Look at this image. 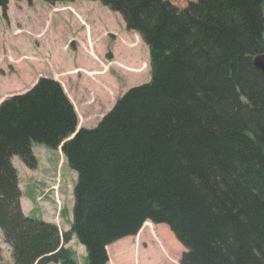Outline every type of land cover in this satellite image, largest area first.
I'll list each match as a JSON object with an SVG mask.
<instances>
[{
    "label": "trees",
    "instance_id": "16d2710c",
    "mask_svg": "<svg viewBox=\"0 0 264 264\" xmlns=\"http://www.w3.org/2000/svg\"><path fill=\"white\" fill-rule=\"evenodd\" d=\"M92 1L141 36L152 79L95 128L78 129L52 77L1 102L0 229L15 264H78L65 247L73 235L89 264H109L110 245L161 223L186 248L181 264H264V73L253 62L264 52V0ZM64 141L78 179L62 233L24 213L13 158L35 169V144Z\"/></svg>",
    "mask_w": 264,
    "mask_h": 264
},
{
    "label": "rangeland",
    "instance_id": "374dc122",
    "mask_svg": "<svg viewBox=\"0 0 264 264\" xmlns=\"http://www.w3.org/2000/svg\"><path fill=\"white\" fill-rule=\"evenodd\" d=\"M170 1L185 8L195 0ZM41 77L62 84L79 126L95 128L129 89L151 81L149 47L119 12L100 1L9 0L7 10L0 8V102L25 93ZM33 151L35 169L15 156L22 209L27 216L57 224L62 233L70 231L78 174L61 147L35 144ZM142 229L108 247L109 264H181L186 248L167 224ZM65 247L78 264H89L86 247L75 235ZM0 264H15L1 229Z\"/></svg>",
    "mask_w": 264,
    "mask_h": 264
},
{
    "label": "water",
    "instance_id": "95a60500",
    "mask_svg": "<svg viewBox=\"0 0 264 264\" xmlns=\"http://www.w3.org/2000/svg\"><path fill=\"white\" fill-rule=\"evenodd\" d=\"M254 65L256 66L257 69H259L262 73H264V52L257 54L254 59H253ZM76 133H74L69 139H72L75 137ZM68 139V140H69ZM65 141L62 143V146L64 145Z\"/></svg>",
    "mask_w": 264,
    "mask_h": 264
},
{
    "label": "crops",
    "instance_id": "0c3cea01",
    "mask_svg": "<svg viewBox=\"0 0 264 264\" xmlns=\"http://www.w3.org/2000/svg\"><path fill=\"white\" fill-rule=\"evenodd\" d=\"M65 90V89H64ZM68 95V94H67ZM69 98H70V96H69ZM72 101V100H71ZM0 104H1V102H0ZM83 127V126H82ZM79 128H81V126H79L78 127V129ZM13 163H14V166L16 165V160H15V157L13 158ZM16 167V166H15ZM17 168V167H16ZM127 239V238H126ZM129 239H132V238H129ZM110 247H111V245H110ZM109 249V248H108ZM108 251H110V250H108ZM110 253V252H109Z\"/></svg>",
    "mask_w": 264,
    "mask_h": 264
},
{
    "label": "flooded vegetation",
    "instance_id": "af4514ba",
    "mask_svg": "<svg viewBox=\"0 0 264 264\" xmlns=\"http://www.w3.org/2000/svg\"><path fill=\"white\" fill-rule=\"evenodd\" d=\"M53 189L55 190V186H53ZM55 193H57V191H55ZM58 201H59V199H58Z\"/></svg>",
    "mask_w": 264,
    "mask_h": 264
}]
</instances>
